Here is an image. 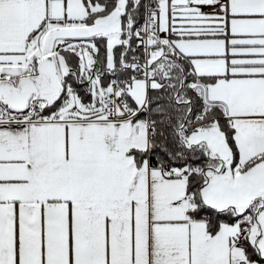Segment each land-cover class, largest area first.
Instances as JSON below:
<instances>
[{"label":"snow or ice","instance_id":"obj_1","mask_svg":"<svg viewBox=\"0 0 264 264\" xmlns=\"http://www.w3.org/2000/svg\"><path fill=\"white\" fill-rule=\"evenodd\" d=\"M0 264H264V0H0Z\"/></svg>","mask_w":264,"mask_h":264}]
</instances>
